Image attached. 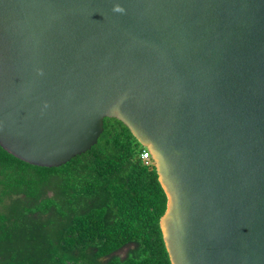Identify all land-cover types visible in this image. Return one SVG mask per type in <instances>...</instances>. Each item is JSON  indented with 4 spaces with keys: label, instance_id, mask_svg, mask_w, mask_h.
I'll return each instance as SVG.
<instances>
[{
    "label": "water",
    "instance_id": "95a60500",
    "mask_svg": "<svg viewBox=\"0 0 264 264\" xmlns=\"http://www.w3.org/2000/svg\"><path fill=\"white\" fill-rule=\"evenodd\" d=\"M106 117L155 162L171 264H264V0H0V145L60 166Z\"/></svg>",
    "mask_w": 264,
    "mask_h": 264
},
{
    "label": "trees",
    "instance_id": "16d2710c",
    "mask_svg": "<svg viewBox=\"0 0 264 264\" xmlns=\"http://www.w3.org/2000/svg\"><path fill=\"white\" fill-rule=\"evenodd\" d=\"M146 151L109 117L98 142L60 166L0 145V264H171L160 227L167 195Z\"/></svg>",
    "mask_w": 264,
    "mask_h": 264
},
{
    "label": "rangeland",
    "instance_id": "374dc122",
    "mask_svg": "<svg viewBox=\"0 0 264 264\" xmlns=\"http://www.w3.org/2000/svg\"><path fill=\"white\" fill-rule=\"evenodd\" d=\"M0 195H1V193H0ZM6 201V203H8L10 200L9 199H6L5 200ZM5 208L3 207V204L0 202V211H3ZM127 249L128 248H125V249H123L122 251H121V255H125L126 254V252H127Z\"/></svg>",
    "mask_w": 264,
    "mask_h": 264
},
{
    "label": "built area",
    "instance_id": "2783aa9c",
    "mask_svg": "<svg viewBox=\"0 0 264 264\" xmlns=\"http://www.w3.org/2000/svg\"><path fill=\"white\" fill-rule=\"evenodd\" d=\"M151 155V153L149 152V151H146V152H144L143 153V157L145 158V159H147L146 160V162L148 163V159H149V156Z\"/></svg>",
    "mask_w": 264,
    "mask_h": 264
}]
</instances>
